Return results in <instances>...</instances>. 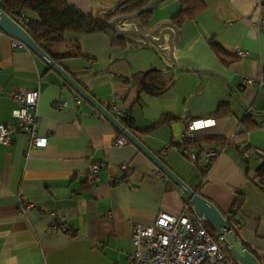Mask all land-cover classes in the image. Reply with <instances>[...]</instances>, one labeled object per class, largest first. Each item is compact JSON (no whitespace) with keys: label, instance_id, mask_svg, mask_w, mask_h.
Here are the masks:
<instances>
[{"label":"crops","instance_id":"1","mask_svg":"<svg viewBox=\"0 0 264 264\" xmlns=\"http://www.w3.org/2000/svg\"><path fill=\"white\" fill-rule=\"evenodd\" d=\"M122 1L70 4L105 17ZM201 1L203 8L179 27L170 25L179 0H155L146 29L132 22L119 28L154 38L169 28L171 57L166 34L161 45L124 35L122 46L102 31L65 32L53 53L103 107L125 111L130 132L221 214L241 198L233 211L237 238L264 258V180L254 179L264 158V28L256 26L264 0ZM236 49L246 56L236 57ZM150 71L169 83L156 96L137 91L139 76ZM15 90H38L36 131L47 144L28 147L20 133L0 144V264H129L132 227L152 224L160 212L178 216L188 199L133 144L116 145L122 135L110 122L82 98L76 103L58 74L0 30V123L14 122L20 103L9 94ZM223 104L228 111L216 115ZM194 119L214 124L184 142L185 123ZM208 149L217 153L210 162L201 157ZM188 152L197 158L190 161ZM91 164L98 165L93 180ZM50 212L63 214L66 230L52 228Z\"/></svg>","mask_w":264,"mask_h":264},{"label":"built area","instance_id":"2","mask_svg":"<svg viewBox=\"0 0 264 264\" xmlns=\"http://www.w3.org/2000/svg\"><path fill=\"white\" fill-rule=\"evenodd\" d=\"M257 7L259 19L256 26L264 28V1ZM2 13L0 10V14ZM12 44L15 47H25L14 39H12ZM234 55L242 58L246 56V52L236 49ZM251 82L250 78L243 80V83L247 85ZM9 97L19 102L20 106L12 111L11 115L14 119L12 124L0 123V144L8 146L11 143V136L14 133H20L25 137L28 147L44 148L47 138L38 135L36 131L38 90H15L9 94ZM74 100L78 103L79 97L75 96ZM55 106L57 109H62L65 104L58 102ZM105 109L118 122L127 115L125 111L116 110L113 105ZM213 124L211 119L187 121L183 131L184 142H194L197 131ZM127 142L123 136L115 140L116 145H124ZM216 154L214 150L208 149L202 153L201 157L210 162ZM258 154L261 153L258 152ZM187 156L190 161L197 158V154L192 152H188ZM244 156L247 157V154ZM97 169L98 165H89L87 176L90 180L95 178ZM120 169L124 174L128 173L127 164H122ZM21 206L29 209L32 204L22 202ZM186 211L191 212L189 203L182 207L178 216L160 212L152 224L133 226L130 235L133 250L129 264H235L227 254L231 247H235L241 254L247 251L235 236L239 223L237 216L231 210L223 215L227 228H221V233L214 232L213 234L206 230L207 222L203 217H197L192 212L186 215ZM49 215L53 218V229L66 230L62 213L50 212Z\"/></svg>","mask_w":264,"mask_h":264},{"label":"trees","instance_id":"3","mask_svg":"<svg viewBox=\"0 0 264 264\" xmlns=\"http://www.w3.org/2000/svg\"><path fill=\"white\" fill-rule=\"evenodd\" d=\"M149 1L123 0L105 17L84 14L72 6L70 0H0V10L17 22L28 33L33 42L55 61L57 55L53 53V47L63 41V34L68 31L75 33L102 31L109 35L111 44L123 46L124 36L110 30L108 23L118 16H125L139 11ZM179 3V11L170 20L172 27H179L183 22L192 19L203 8L201 0H179ZM150 13L151 7L137 17L126 21L135 23L137 29L144 30L147 28ZM79 55L80 53L77 51L75 56ZM262 81H264V70H262ZM77 83L87 91L83 85ZM136 86L138 92L156 96L163 93L169 87V83L164 81L157 72L150 71L139 76ZM227 111L225 104L220 105L216 115H223ZM246 118L250 119V116L246 115L244 119ZM170 119L172 118H163L160 123ZM119 122L127 131L132 130L133 125L128 118V114ZM254 179H257L258 183L264 180V158L261 160ZM240 204L241 198L237 197L231 211L238 209ZM205 228L210 234L214 233L208 223H206ZM235 236L237 237L236 233ZM241 245L243 244L241 243ZM246 250L250 252L247 248ZM250 253L257 258L260 264L264 263V258H260L252 252ZM227 254L230 256L229 252Z\"/></svg>","mask_w":264,"mask_h":264},{"label":"water","instance_id":"4","mask_svg":"<svg viewBox=\"0 0 264 264\" xmlns=\"http://www.w3.org/2000/svg\"><path fill=\"white\" fill-rule=\"evenodd\" d=\"M154 2L155 0H150L139 11L114 18L108 23V27L118 35H133L140 40H143L144 43H151L153 45H161L165 41L164 35L166 34V41L169 46V56L171 57V30L169 28H163L160 30L158 36L154 38L148 34H143L137 29H119L115 26V23L121 20L137 17L142 12L148 10ZM0 30L24 45L25 48L45 62L70 88L73 89L78 97L82 98L92 106L99 114H101V116L110 122V124H112L128 142L133 144L141 153H143L186 196L191 205V212L195 216L203 217L216 233H221V228H227V223L223 218V214H221V212H219L210 201L199 195L197 190L188 187L180 178H178L165 166L159 157L148 150L133 133L127 131L120 122H118L99 102L95 100L92 95L85 91L67 72H65L57 62L45 54L19 24L3 13L0 14ZM229 254L235 264H260L257 258L248 251L241 254L235 247H231Z\"/></svg>","mask_w":264,"mask_h":264},{"label":"rangeland","instance_id":"5","mask_svg":"<svg viewBox=\"0 0 264 264\" xmlns=\"http://www.w3.org/2000/svg\"><path fill=\"white\" fill-rule=\"evenodd\" d=\"M125 23H128V22H123V23H121L120 25H118L117 27L118 28H121V27H123L124 25H125ZM135 24V23H134Z\"/></svg>","mask_w":264,"mask_h":264}]
</instances>
